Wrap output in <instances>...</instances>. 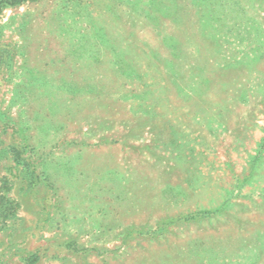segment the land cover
<instances>
[{"label": "rangeland", "instance_id": "obj_1", "mask_svg": "<svg viewBox=\"0 0 264 264\" xmlns=\"http://www.w3.org/2000/svg\"><path fill=\"white\" fill-rule=\"evenodd\" d=\"M0 264H264V0H0Z\"/></svg>", "mask_w": 264, "mask_h": 264}]
</instances>
